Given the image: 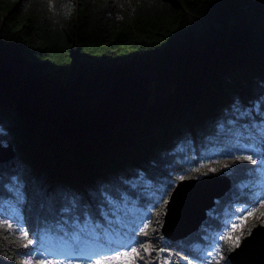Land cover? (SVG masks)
Returning <instances> with one entry per match:
<instances>
[{"label":"trees","instance_id":"trees-1","mask_svg":"<svg viewBox=\"0 0 264 264\" xmlns=\"http://www.w3.org/2000/svg\"><path fill=\"white\" fill-rule=\"evenodd\" d=\"M4 61L79 92L149 70L160 94L122 130L77 141L39 128L0 94V143L14 152L0 162V216L19 222L34 241L24 248L19 232L0 227V264H19L44 235L71 241L92 229L98 242L110 229L171 248L170 264H182L177 254L188 255L207 226L217 228L232 199L253 198L237 184L262 164L237 167L232 156L258 136L253 118L264 119V0H0ZM203 161L232 185L201 228L167 239L164 190L171 194L181 175L197 176ZM17 183L26 188L22 208L9 191ZM142 216L151 220L147 237L135 230ZM162 254L152 251L150 264H160Z\"/></svg>","mask_w":264,"mask_h":264},{"label":"water","instance_id":"water-1","mask_svg":"<svg viewBox=\"0 0 264 264\" xmlns=\"http://www.w3.org/2000/svg\"><path fill=\"white\" fill-rule=\"evenodd\" d=\"M158 81V75L149 70L123 73L109 78L100 90L79 92L48 82L23 63L0 62L3 99L39 128L73 141L96 139L125 128L134 116L156 103L151 96ZM7 146L10 155L4 160L14 154L12 146ZM231 185L224 174L178 180L167 200L163 235L177 241L199 229ZM229 261L264 264V224L250 230L229 253Z\"/></svg>","mask_w":264,"mask_h":264},{"label":"snow or ice","instance_id":"snow-or-ice-1","mask_svg":"<svg viewBox=\"0 0 264 264\" xmlns=\"http://www.w3.org/2000/svg\"><path fill=\"white\" fill-rule=\"evenodd\" d=\"M253 121L252 127L257 129L258 136L250 135L249 139L252 143L246 144L241 149H238L241 154H233V162H240V164L236 165L237 167L243 166V162H249L252 165H256L258 163L264 165V119H260L258 122H255L254 117ZM8 155H10V146L0 145V162H2ZM224 167L231 168L232 165L225 164ZM194 171L199 172L200 169L196 168ZM211 171L216 172L218 169L212 168ZM178 179L183 181L186 177L181 175ZM9 191L12 194L15 204L19 208H22L26 203V188L17 183L12 189H9ZM164 194L170 195L166 189L164 190ZM258 206L264 208V199L259 200ZM254 211L255 209H244V213H246V215H237L236 221L246 220L247 216H251ZM156 214L159 216L160 212L157 211ZM261 215H264V212H262ZM20 218L21 220H24L22 213L20 214ZM24 222L26 223L27 221L24 220ZM150 226L151 222L144 223L143 228L140 229V234L147 237L149 235L148 230ZM240 226L242 225H238L234 221L230 226L226 225L224 234L219 236L220 240L226 242V250L228 252H231L240 246L241 236L244 235V233H241L240 235L234 234L235 230ZM0 227L6 228L9 231L19 232L21 238L27 241L22 245V247L27 248L29 245L34 244V241L29 236V232L23 229L19 222L13 223L11 220L3 219L2 216H0ZM82 234V232L74 233L75 239L79 241ZM147 243L149 244L148 247L139 243L118 245L115 248L102 246H98L96 248H89L87 246L76 247L73 249L72 256H63L62 258H53L49 255L44 259L33 260V254L30 252L23 257V264H141V261H143L144 264H149V262L145 260V256L150 254L152 251L160 253L172 251L171 248L154 249L150 246L151 241H148ZM207 256L212 257V259H205L204 264H219L220 261H224L225 264H230L228 257L225 255L224 249L218 245L214 248L213 252H208ZM8 259H12V257H8ZM183 259L188 261L189 257L184 256ZM160 264H170V258L165 257L160 261ZM190 264H198V262L193 259Z\"/></svg>","mask_w":264,"mask_h":264},{"label":"rangeland","instance_id":"rangeland-1","mask_svg":"<svg viewBox=\"0 0 264 264\" xmlns=\"http://www.w3.org/2000/svg\"><path fill=\"white\" fill-rule=\"evenodd\" d=\"M157 86L154 88V91L151 96V100L154 101L156 99V96L160 93L156 91ZM4 145V144H3ZM7 146V145H6ZM260 165V164H259ZM200 169L199 172H196L198 175L195 176L196 178H202L205 175L208 174H216L211 171L213 168L211 164L206 163L205 161L199 163L197 165ZM238 190L242 191L246 194V196L251 197L250 195H253V198L251 200L247 199H240V200H234L232 199L227 206L224 207V210L222 213L219 214V220L217 224V228L207 226L205 230H203L200 235V239L204 240L202 242L200 239L192 242L189 245V251L190 253H194L201 257H194L192 254H188L186 256L189 257L188 261H185L183 257L185 255L177 254V257L182 261V264H190V262L195 259L197 260L198 264H204L205 259L211 260L212 257H208V252H213L214 248L218 245L222 248V240L219 239V236L223 235L226 230V225L230 226L232 222H236L238 225H242L238 227L235 230L236 235H240L241 233H244V235L241 236V240L246 236L245 231L249 226H257L259 224H264V215H261L262 212H264L261 207L258 206V202L261 199H264V169L263 165L258 166L256 168H251L248 178L239 182L237 184ZM255 202V203H254ZM114 204V203H113ZM116 206L114 204L112 210H115ZM252 210L255 209L253 214L251 216H247L246 220L244 221H236L237 215L244 214V209ZM214 209V208H213ZM208 211V218L212 217V210ZM151 220L146 217H141L140 220L137 222V228H135L137 233H140V229L143 228L144 223L150 222ZM251 230V229H250ZM93 232V233H92ZM88 235H84L80 237V240L77 241L75 239V236L73 234L71 241H67L64 239H56L55 236H42L41 240L39 242V245L36 247L31 248V251H29L33 254V260L35 259H44L46 256H52L53 258H62L63 256H72L73 249L76 247H89V248H96L98 246L102 247H112L115 248L118 245H127L136 243L135 240H124L123 235H119L114 231H111L110 229H107L104 232H101L104 235L105 241L109 242V244H105L104 242H98L95 237L99 235V231H96L95 229H92V231L86 232ZM90 234V235H89ZM94 236V237H93ZM139 244H144L146 247L149 246L147 242H144L141 240ZM151 246V245H150ZM223 249V248H222ZM27 254H24L19 259V264H23V257ZM150 254H147L145 256V260L149 262L150 260L148 258ZM226 255V254H225ZM172 254L170 252H165L161 255V259H164L165 257L170 258V261L172 259ZM229 258V252L226 255ZM224 261H220L219 264H225ZM141 264H144L143 261H141Z\"/></svg>","mask_w":264,"mask_h":264},{"label":"bare ground","instance_id":"bare-ground-1","mask_svg":"<svg viewBox=\"0 0 264 264\" xmlns=\"http://www.w3.org/2000/svg\"><path fill=\"white\" fill-rule=\"evenodd\" d=\"M202 227V226H201Z\"/></svg>","mask_w":264,"mask_h":264}]
</instances>
